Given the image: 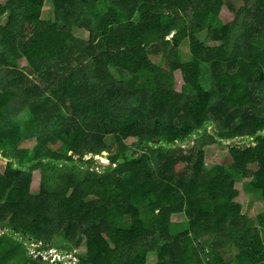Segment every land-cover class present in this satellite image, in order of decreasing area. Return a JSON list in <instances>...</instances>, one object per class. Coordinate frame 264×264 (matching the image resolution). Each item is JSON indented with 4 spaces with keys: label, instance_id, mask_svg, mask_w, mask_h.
<instances>
[{
    "label": "trees",
    "instance_id": "1",
    "mask_svg": "<svg viewBox=\"0 0 264 264\" xmlns=\"http://www.w3.org/2000/svg\"><path fill=\"white\" fill-rule=\"evenodd\" d=\"M45 4L0 0V264H264V0Z\"/></svg>",
    "mask_w": 264,
    "mask_h": 264
},
{
    "label": "rangeland",
    "instance_id": "2",
    "mask_svg": "<svg viewBox=\"0 0 264 264\" xmlns=\"http://www.w3.org/2000/svg\"><path fill=\"white\" fill-rule=\"evenodd\" d=\"M5 0H2V2H4ZM46 4L44 6L43 9V14H42V18L43 19H48L50 17L53 16V12H52V5H51V0H45ZM229 15H222L223 20H230L231 17H228ZM221 43L220 39H216V38H208V44L210 46H219ZM182 51L185 53L187 52V47L183 46L182 47ZM161 53L162 52H152L150 54V59L155 63L158 64L161 62ZM184 84V80L182 78V75L180 73V71H176L174 73V89L177 92H181L182 90V86ZM235 125H238V121H236V123H234ZM213 125L216 126L215 122H212V124L208 125V130L211 134L213 133ZM231 127H233L231 125ZM216 137V136H215ZM243 139V137H237L233 140H225L219 142V143H207L204 145V150L206 152V156H205V165L207 168L212 167L214 164H221V165H230L231 163V157L229 155L228 152V148L230 145L232 144H247L249 141H241L240 139ZM23 147H27V148H31L33 147V142L32 140H27L25 141V143L22 144ZM182 149H186L187 145H182L181 146ZM90 156H88L87 158H89ZM107 154L103 155V156H99L97 157L98 161L100 162V164H108V159H107ZM4 164L3 162L0 161V172L4 171ZM235 187L236 189L239 191V195L236 198V202H238L239 204H241L242 206V210L241 213L242 214H247L250 218H251V222L252 224H257V215L259 214L260 211H264V204L256 199L253 195L248 194L246 192H244V190L242 189V183L240 181L235 183ZM37 186H33L32 187V191H37ZM185 220V217H183V215L181 214H175L172 217V221L175 223V230L176 231H183L185 230V225H183V221ZM178 223V224H176ZM174 233V231L172 232ZM30 252L32 254H36V248L32 247L31 245L29 246ZM85 252V247L82 245L81 247L75 249L74 253L75 254H84ZM63 251L62 250H58V249H51L48 250L47 252H44L42 255L43 259H49L50 258V262H54L55 261V256H59L57 257V260H63V261H68V258L63 259L66 256H63ZM57 254V255H56ZM69 256L73 257L71 262H68L70 264H77V259L73 256V253L70 254ZM153 261V254H151L149 256V263H151Z\"/></svg>",
    "mask_w": 264,
    "mask_h": 264
},
{
    "label": "clouds",
    "instance_id": "3",
    "mask_svg": "<svg viewBox=\"0 0 264 264\" xmlns=\"http://www.w3.org/2000/svg\"><path fill=\"white\" fill-rule=\"evenodd\" d=\"M56 255H57V254H56ZM63 256H66V255L63 254ZM68 256H69V255H67V257H64L63 259L68 258ZM68 260H70V259H68ZM55 261H63V260H55ZM68 262H69V261H68Z\"/></svg>",
    "mask_w": 264,
    "mask_h": 264
},
{
    "label": "built area",
    "instance_id": "4",
    "mask_svg": "<svg viewBox=\"0 0 264 264\" xmlns=\"http://www.w3.org/2000/svg\"><path fill=\"white\" fill-rule=\"evenodd\" d=\"M55 257H56L55 260H57V257H59V256H55ZM68 257H70L68 259L72 260V257L71 256H68Z\"/></svg>",
    "mask_w": 264,
    "mask_h": 264
}]
</instances>
